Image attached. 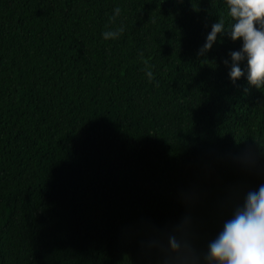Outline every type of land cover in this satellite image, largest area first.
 <instances>
[{
    "label": "trees",
    "instance_id": "trees-1",
    "mask_svg": "<svg viewBox=\"0 0 264 264\" xmlns=\"http://www.w3.org/2000/svg\"><path fill=\"white\" fill-rule=\"evenodd\" d=\"M226 12L225 0H0V264H162L152 242L184 222L207 251L264 184V88L246 60L235 83L224 64L243 42L224 33L198 55ZM249 148L255 170L240 163Z\"/></svg>",
    "mask_w": 264,
    "mask_h": 264
},
{
    "label": "clouds",
    "instance_id": "clouds-1",
    "mask_svg": "<svg viewBox=\"0 0 264 264\" xmlns=\"http://www.w3.org/2000/svg\"><path fill=\"white\" fill-rule=\"evenodd\" d=\"M227 18L230 20L225 28V17L211 25L206 42L198 51L199 56L209 52L218 35L224 39L243 42L239 50L230 51V61L224 64L230 68L229 76L235 83L245 76L240 64L247 61L246 79L250 85L264 88V0H225ZM115 16L121 9L117 7ZM115 20V17H111ZM123 27L108 30L104 38L116 39L123 33ZM143 57V53H141ZM147 65V61L145 60ZM149 81L153 79L152 71L146 72ZM256 91H262L256 89ZM246 168L255 170L260 158L252 148L246 150L239 158ZM185 223L177 226L175 234L167 235V244L162 239L152 242L159 249L164 259L162 264H264V184L257 189L247 191L243 204L235 208L232 217L224 222L222 231L208 244L206 252L193 246L186 234Z\"/></svg>",
    "mask_w": 264,
    "mask_h": 264
}]
</instances>
